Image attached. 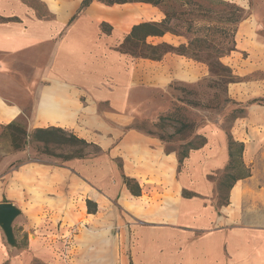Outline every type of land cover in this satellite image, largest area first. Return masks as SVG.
Wrapping results in <instances>:
<instances>
[{
	"label": "crops",
	"instance_id": "1",
	"mask_svg": "<svg viewBox=\"0 0 264 264\" xmlns=\"http://www.w3.org/2000/svg\"><path fill=\"white\" fill-rule=\"evenodd\" d=\"M38 1L45 15L21 0H0L5 19L0 21V148L6 149L0 151V203L24 212L17 225L21 231L13 224L16 247L0 228V264H33L55 255L48 233L31 213L60 202L52 186L58 176L68 188L65 199L77 189L86 204L112 206L117 231L114 240L103 242L111 246H103L105 264L113 263L115 246L120 264H264V112L249 108L252 124L238 129L241 138L231 130L245 145L243 162L250 175L239 178L227 204L219 205L221 177L230 163L224 130L208 129L206 144L180 164L161 140L132 127L144 105L141 91L167 88L170 69L155 83L148 67L162 61H133L120 47L134 26L156 20L123 33L125 19L115 12L133 4L95 1L73 19L83 0ZM105 24L111 26L107 33ZM186 74L173 70L175 77ZM14 122L29 134L51 127L74 132L100 152L69 161L67 169L23 162L9 172L4 165L11 156L22 161L26 156L18 151L14 157L9 139H3ZM124 177L140 186V196L130 192ZM85 208L87 218L92 213Z\"/></svg>",
	"mask_w": 264,
	"mask_h": 264
},
{
	"label": "rangeland",
	"instance_id": "2",
	"mask_svg": "<svg viewBox=\"0 0 264 264\" xmlns=\"http://www.w3.org/2000/svg\"><path fill=\"white\" fill-rule=\"evenodd\" d=\"M21 1L33 9L38 16L46 14V8L38 0ZM222 1L236 4L245 14V19L237 28L238 53H231L221 60L224 65L232 69L236 79L234 83L226 84V80L222 77L213 75L206 63L174 53L165 55L159 61L162 63H153L151 64L153 66L148 67L153 71L155 83L162 79V75L166 76L165 70L168 67L170 84L164 90H155L153 93L145 89L141 91L142 96L145 97L144 105L132 127L161 140L169 152L182 154L198 146L201 137L206 138L208 129L215 127L224 130L227 135L236 128V136L241 138L244 133L239 135L238 129H244L247 124H252L248 121L249 108L256 107L264 112V0ZM130 4L134 6L117 8L115 12L117 18L125 19V23L121 26L123 33L139 22L159 21L164 18L162 10L158 7L144 5V3ZM110 27V24H105L102 27L103 32H109ZM221 27L222 32H225L226 25L223 24ZM227 32L224 36L228 35ZM226 38L222 35L219 40L223 41L224 45H228L231 38L228 36ZM147 42L149 44L167 42L178 47L186 43L187 39L167 34L163 39L149 38ZM126 55L133 61L140 60L132 54ZM163 61L167 63L164 64L165 69L161 68ZM175 69H180L187 74L182 78L175 77L173 75ZM253 101L260 102L249 105ZM242 109L243 113H234ZM261 114L262 112L257 116L264 115ZM236 115L239 117L235 119ZM23 138L24 136L11 129H5L3 132L4 141L9 139L12 144L13 148L10 147V152H14L13 156L19 151L16 150L13 142L22 144ZM5 150V147L0 148L1 152L5 153ZM23 151L26 152L25 159L16 160L11 156L10 162L4 165L5 170L15 171L23 162L67 169L71 162L65 160L75 150L68 145L53 143L45 145L35 141L30 135L21 152ZM99 152L100 149L97 147L85 148L87 157L96 156ZM248 172L247 169L237 168L232 173L234 177L241 178L246 177ZM221 183L223 185L219 205L225 203L232 179H223ZM52 186H56L57 190H53V194L61 198L60 202L50 204L47 211L31 214L38 228L44 227L48 233L46 237L49 239V245L54 248L55 255L44 260L35 259L33 264H105V259L101 255L102 250L105 247L110 249L111 246L103 245V242L114 240L115 231H117L113 227V217L109 214L108 208L112 206L109 203H101L100 209H97L96 203L92 201L86 204L83 197L78 195L77 189L72 194H68L70 196L68 200L65 199V190L68 188L65 179L61 176L53 179ZM83 205H87L88 210L94 213L86 218L87 209H83ZM21 214L24 212L21 211ZM19 221L18 217L14 223L17 232L21 231V228L18 229L17 226ZM33 239L34 237L31 236L30 240ZM112 250H114V253H111L113 263L120 264L119 246H115Z\"/></svg>",
	"mask_w": 264,
	"mask_h": 264
},
{
	"label": "trees",
	"instance_id": "3",
	"mask_svg": "<svg viewBox=\"0 0 264 264\" xmlns=\"http://www.w3.org/2000/svg\"><path fill=\"white\" fill-rule=\"evenodd\" d=\"M95 1L108 6L144 3L162 10L164 14L162 20L144 22L133 27L131 34L125 38L120 47L121 52L132 54L136 58L150 59L153 61H160L165 55L174 53L197 62L206 63L210 72L215 76L222 77L226 80V84L235 82L236 79L232 69L224 65L221 60L237 51V28L245 19V14L236 4L222 0H83L81 7L73 19ZM0 21H5V19L0 18ZM223 24L226 25L227 29L225 32L228 31L227 36L231 38L228 45H224L225 43L219 40L222 35L227 39V36H224L225 32H222L221 25ZM167 34L184 37L187 39V42L178 47L167 43L151 45L146 42L149 37L161 38ZM259 102L253 101L249 105L259 104ZM236 112L243 113L244 110H237L234 113ZM238 117H235V119ZM6 129H11L15 133L24 136L22 144H18L16 141L13 142L16 150L19 151L24 149L30 135L33 136L35 141L45 145L53 143L57 145H68L74 148L75 151H73L72 155L66 158L65 161L67 162L84 159L87 157L85 148L91 146L97 147L85 139L78 137L74 132L56 127L37 129L29 134L22 125L14 122L8 125ZM228 140L230 163L223 179H232V183L228 187L230 190L233 184L240 178L234 177L232 172L237 168H243L245 170L247 168L243 162L244 143L236 141L231 133H228ZM206 142L207 139L201 137V142L198 146L182 154H178L179 163L181 164L183 162L191 150L203 147ZM249 175L250 172H248L247 176ZM124 182L134 196L141 195L142 190L134 180L124 177ZM222 185L223 183H221ZM224 204H227V199H225ZM90 212L93 213L94 211L90 210Z\"/></svg>",
	"mask_w": 264,
	"mask_h": 264
},
{
	"label": "water",
	"instance_id": "4",
	"mask_svg": "<svg viewBox=\"0 0 264 264\" xmlns=\"http://www.w3.org/2000/svg\"><path fill=\"white\" fill-rule=\"evenodd\" d=\"M20 215L21 210L12 203H0V228L4 232L8 244L13 247L17 246L13 224Z\"/></svg>",
	"mask_w": 264,
	"mask_h": 264
}]
</instances>
